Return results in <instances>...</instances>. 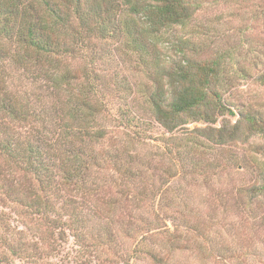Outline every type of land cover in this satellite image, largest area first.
<instances>
[{"label": "trees", "instance_id": "trees-1", "mask_svg": "<svg viewBox=\"0 0 264 264\" xmlns=\"http://www.w3.org/2000/svg\"><path fill=\"white\" fill-rule=\"evenodd\" d=\"M204 2L0 0V262L39 259L66 238L75 264L262 261L264 212L252 206L264 168L232 205L216 194L206 214L188 189L204 185L218 148L264 137V115L224 97L232 74L245 75L240 47L159 48ZM124 60L144 81L120 74ZM256 79L264 85V72ZM226 115L235 122L219 121ZM155 125L163 133L149 148Z\"/></svg>", "mask_w": 264, "mask_h": 264}, {"label": "rangeland", "instance_id": "rangeland-1", "mask_svg": "<svg viewBox=\"0 0 264 264\" xmlns=\"http://www.w3.org/2000/svg\"><path fill=\"white\" fill-rule=\"evenodd\" d=\"M179 40H187L188 46L196 50L194 53L196 55L213 56L220 50L240 47V52L236 51L235 55L238 66L243 69L245 75L239 77L237 73L232 74L234 76L229 81L224 97L236 110L249 109L264 115V85L256 79L257 74L264 72V0H205L203 6L186 24L171 27L159 36V48L166 56L174 55L172 44L179 43ZM113 56L117 60V55ZM124 61L120 74L128 76L127 80L130 82L138 84L144 81L143 78L138 77L130 60ZM130 95L140 102L141 96L136 92ZM224 119L234 123L236 115L220 117L219 121ZM193 125L194 123L189 124L188 129ZM162 133L163 130L155 125L151 130L153 140L145 144L148 147V144L156 145L155 138ZM263 142L264 137L258 134L251 136L244 143L237 142L217 149L213 155V166L216 168H212L213 171L209 177L200 178L204 185L199 184L198 188L194 185L188 187L192 193L194 192L192 195L196 200L205 198L201 206L203 214L210 212V205L216 194L224 193L223 200L227 205H232L240 194L239 190L257 178L258 167L264 168V154L257 149V146ZM147 146L143 147L144 152L148 149ZM252 207L255 210L258 208L259 213L264 212V197ZM9 213L12 226L15 225L19 230L31 234L19 222L18 215L10 211ZM236 218L235 216L233 219L237 221ZM229 219L232 221V218ZM261 238H264V229L262 233H259V239ZM127 246L123 245V248L126 249ZM52 247L56 248L53 253L51 251L43 253L39 259H14L7 263L0 262V264H75L79 260V252L71 238L58 241ZM181 256L183 261L195 262L189 254ZM260 257L261 262L250 259L245 264H264V256ZM102 264L106 263L102 262ZM128 264L152 263L148 258L133 256Z\"/></svg>", "mask_w": 264, "mask_h": 264}]
</instances>
